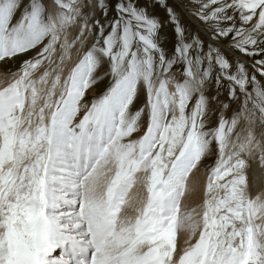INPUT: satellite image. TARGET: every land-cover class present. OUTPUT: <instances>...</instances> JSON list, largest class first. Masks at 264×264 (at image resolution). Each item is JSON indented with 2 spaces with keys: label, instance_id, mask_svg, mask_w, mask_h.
Returning a JSON list of instances; mask_svg holds the SVG:
<instances>
[{
  "label": "snow or ice",
  "instance_id": "6c2138e0",
  "mask_svg": "<svg viewBox=\"0 0 264 264\" xmlns=\"http://www.w3.org/2000/svg\"><path fill=\"white\" fill-rule=\"evenodd\" d=\"M0 264H264V0H0Z\"/></svg>",
  "mask_w": 264,
  "mask_h": 264
}]
</instances>
